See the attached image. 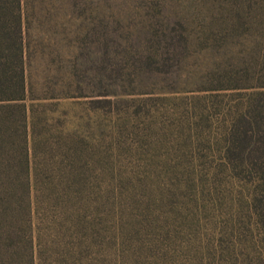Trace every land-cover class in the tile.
Segmentation results:
<instances>
[{
  "label": "rangeland",
  "instance_id": "1",
  "mask_svg": "<svg viewBox=\"0 0 264 264\" xmlns=\"http://www.w3.org/2000/svg\"><path fill=\"white\" fill-rule=\"evenodd\" d=\"M19 16L39 149L68 135L95 162L87 262L264 257L248 185L220 158L229 118L264 88V0H21Z\"/></svg>",
  "mask_w": 264,
  "mask_h": 264
},
{
  "label": "trees",
  "instance_id": "2",
  "mask_svg": "<svg viewBox=\"0 0 264 264\" xmlns=\"http://www.w3.org/2000/svg\"><path fill=\"white\" fill-rule=\"evenodd\" d=\"M20 6L21 0H0V264H91L86 253L95 225L88 220L87 179L95 162L81 140L69 147L68 135L39 149L37 123L25 114ZM251 87L243 108L229 118L220 158L248 185L244 224L251 221L264 250V88ZM37 154L42 164L30 171ZM37 214L43 228L34 221ZM245 264H264V257Z\"/></svg>",
  "mask_w": 264,
  "mask_h": 264
}]
</instances>
